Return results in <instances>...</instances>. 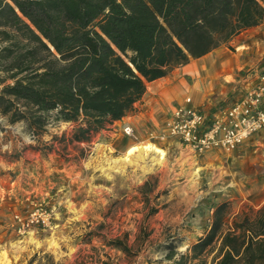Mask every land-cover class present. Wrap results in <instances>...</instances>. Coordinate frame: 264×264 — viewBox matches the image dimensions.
<instances>
[{"label":"rangeland","instance_id":"rangeland-1","mask_svg":"<svg viewBox=\"0 0 264 264\" xmlns=\"http://www.w3.org/2000/svg\"><path fill=\"white\" fill-rule=\"evenodd\" d=\"M229 46L217 50L228 76L217 84L223 93L214 90L211 98L239 88L243 71L252 68ZM19 106L8 115L0 108V264H171L165 256L184 254L204 236L217 205L226 203L237 213L264 203V132L229 156H198L170 142L161 164H125L119 160L136 146L134 139L116 131L110 145L97 134L77 143V123L50 116L40 126L12 122L11 115L24 110ZM35 208L49 211L51 224L15 231L13 216ZM29 233L38 246L29 242Z\"/></svg>","mask_w":264,"mask_h":264},{"label":"trees","instance_id":"trees-1","mask_svg":"<svg viewBox=\"0 0 264 264\" xmlns=\"http://www.w3.org/2000/svg\"><path fill=\"white\" fill-rule=\"evenodd\" d=\"M264 0H0V108L12 122L77 123L72 140L134 110L147 84L264 21ZM40 126V125H39ZM145 184L141 191L147 188ZM121 247L123 251L125 248ZM171 264H264V203L216 206ZM85 264V263H73ZM101 264H107L102 262Z\"/></svg>","mask_w":264,"mask_h":264},{"label":"crops","instance_id":"crops-1","mask_svg":"<svg viewBox=\"0 0 264 264\" xmlns=\"http://www.w3.org/2000/svg\"><path fill=\"white\" fill-rule=\"evenodd\" d=\"M232 43L237 50H240V54L246 59V64L252 66L243 71L238 81L239 88L237 86L232 89L226 88L228 91L225 92L224 98L209 97L214 94V90H220V93H223V85L217 84L219 79L223 81L228 76L222 73L227 67L222 61V53L217 52L220 49L218 48L202 58L190 61L187 65L175 68L167 77L148 83L145 94L135 103L134 110L121 120L114 121L107 131L102 130L97 133V136L105 138L107 145H110L112 140L108 139L109 135L117 136L114 132L121 133V126L127 123L136 135L134 145L151 144L166 153L164 144L173 141L160 142L156 137L151 139L148 132H154V136L160 134L172 109L182 104L185 97L191 98V105L194 108L209 114L240 100L256 81L255 74L264 71V21L259 26L235 36L229 45ZM214 52L212 58H205ZM200 59H203V62H196ZM210 153L227 156L221 151Z\"/></svg>","mask_w":264,"mask_h":264},{"label":"built area","instance_id":"built-area-1","mask_svg":"<svg viewBox=\"0 0 264 264\" xmlns=\"http://www.w3.org/2000/svg\"><path fill=\"white\" fill-rule=\"evenodd\" d=\"M256 81L240 100L205 114L194 108L190 97L175 106L170 112L160 134V142L173 141L195 155L201 156L214 151L231 155L251 136L264 132V71L255 74ZM121 133L135 139L132 127L125 123ZM51 224V213L35 208L26 215L15 214L12 227L18 233L31 229H44Z\"/></svg>","mask_w":264,"mask_h":264},{"label":"bare ground","instance_id":"bare-ground-1","mask_svg":"<svg viewBox=\"0 0 264 264\" xmlns=\"http://www.w3.org/2000/svg\"><path fill=\"white\" fill-rule=\"evenodd\" d=\"M165 157H166V153L163 150L157 148L154 145L146 144V145L131 147L129 150L126 151L124 156L119 161H122L125 164H131L139 159L141 160L149 159V162L152 165H158L164 161ZM28 237L30 243H33L36 246L39 245V242H37L33 238L31 233H29Z\"/></svg>","mask_w":264,"mask_h":264}]
</instances>
